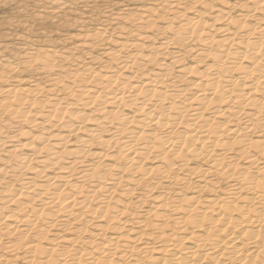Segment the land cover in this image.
Returning a JSON list of instances; mask_svg holds the SVG:
<instances>
[{
    "label": "bare ground",
    "instance_id": "1",
    "mask_svg": "<svg viewBox=\"0 0 264 264\" xmlns=\"http://www.w3.org/2000/svg\"><path fill=\"white\" fill-rule=\"evenodd\" d=\"M181 4L159 27L157 4L114 15L156 34L96 28L77 46H115L80 67L28 49L43 81L0 70V161L31 152L0 167V264H264V0Z\"/></svg>",
    "mask_w": 264,
    "mask_h": 264
},
{
    "label": "rangeland",
    "instance_id": "2",
    "mask_svg": "<svg viewBox=\"0 0 264 264\" xmlns=\"http://www.w3.org/2000/svg\"><path fill=\"white\" fill-rule=\"evenodd\" d=\"M54 1H57V0H0V70H2V68L5 65L10 64V65L15 66L18 63L19 68L17 67L16 68L17 71L15 70L16 73L13 74L14 78H15V75H17L19 78H22L24 80H28V77H29L30 79H36L39 81H43L47 78V76L43 73H39V72L35 71L34 67L36 65H34V64H31L30 66L25 65L27 67L26 68V67H24V64H22V63L20 64V62L23 61L24 55L28 49H32V48H36V49H40V48H49L50 49L51 48V49H53V48H55L56 50H61L59 52L65 51V53L67 52V53L71 54V56H72V54L74 55V57L72 56L70 58V60L67 61L69 63L66 62V64H67L66 67L69 69H70V67H74V66L80 67L79 64L80 65L83 64L84 61H85V63L89 62L88 58H90V57L92 58L93 55L100 54L107 49H111L112 46H115V45H113L112 42L107 43V44L106 43L105 44L100 43L99 45L94 47L91 52L87 51L86 48L84 49L83 48L84 46H77L80 44L79 42L82 40L83 36L86 35V33H91L96 28H99V27L106 28L105 29L106 35H111L110 39L112 41L116 40L115 39V33L117 32V29H116V31L113 30L115 28V26H117L116 24L120 25V27L125 26L124 28H131V26H132L131 29H134V30L136 29L135 32L138 34H145V35H150V36L153 34H156L155 30H152V29H150L149 32H147L146 30L142 31V29H140V28L138 30V28H136V27H139L138 26L139 24H137V22L134 21L133 18L132 19L130 18L132 16H130L127 19L125 18L124 20H122V24H120L119 21H121V19H123V18L120 17L121 19L119 20L118 18H114L115 16H121V15L126 16L129 13L135 12L138 8H140L142 6H151V7L153 6L155 8V6L157 4L158 9L155 10V12L153 13L154 16H151V17L153 19H155V15L162 14V16H163L162 20L161 19H159V21L155 20L157 23L154 24V26L157 25L159 27V25H163L166 22H168V20H166V19H169L168 17L170 16V14H172V11H170V10H172V8L169 7L171 0H168V1L165 0L166 3H165V1H163L164 2L163 3L161 0H58V1L63 2V5L57 4ZM222 1L232 2L235 0H204V1L201 0L202 3L200 5H197V6L193 5L191 0H185V1L182 0L181 9H183V8L185 9L186 7L189 8L188 6H190V4L192 3L190 9L187 12H184L185 17H183V18H186L187 16H190V15L193 16V14L197 12V10L202 11V12L204 11V9L207 10L208 8L205 7L206 4H209L211 7V9H208L209 11L208 10L206 11L207 15L209 16L213 12H215L214 8L217 10L221 7ZM160 2H161V4H160ZM184 2H186V3H184ZM205 2H206V4H205ZM185 5H187V6L185 7ZM161 6H163V8L159 9V7H161ZM203 6H204V8H203ZM181 9L176 8L177 11H181ZM235 9H233L232 17L233 16L235 17L237 15L235 13H241L239 11L240 8L239 9L235 8ZM165 13H167V14H165ZM191 13H193V14H191ZM210 18L211 17H207V16L205 17V19L206 20L208 19V21L211 20ZM126 20L128 23L130 22L128 27H127ZM179 20L180 19H177V20H174L175 22L174 21L173 22L176 23V21H177V23H179L182 21V20H180V21ZM249 20H250V18H248V21ZM133 22H135V23H133ZM132 23H133V25H132ZM114 31H115V33H114ZM164 35L169 36V34L167 32H165ZM134 38H135V35L133 33H130V35H128V37L126 39L127 40L129 39V41H130ZM83 39H85V38H83ZM149 42H151V40ZM194 45H197L196 42L193 44L192 43L191 44L185 43L182 46H180L179 49L182 52L184 50H187L190 47L193 48ZM107 47H109V48H107ZM112 48H114V47H112ZM66 49H67V51H66ZM68 49H69V51H68ZM196 49H199V48H196ZM144 50L146 51V49H144ZM70 51L71 52L73 51V53H71ZM125 51L126 50H124L120 54L123 55L124 53H126ZM127 53H129V51ZM190 55H191L190 53H188L186 55V58H185V61H183V64H188L189 62H193V59L191 58ZM76 57H79L78 58L79 60H77ZM72 58H74V60ZM101 58H102V56H100L99 60H98L100 63L97 62L94 64V66L95 65L97 66L98 64L100 65L102 61H105V58H103V59H101ZM187 59H188V61H186ZM81 60L83 61V63ZM173 69L174 70L171 71L172 73L170 75L175 74V71H176L175 69H177V68L174 67ZM44 77H46V78L44 79ZM49 77H51V76H49ZM52 77H54V76L52 75ZM184 80L185 81L182 82L183 84H184V82L187 83L189 81V78L186 77ZM9 82H7V84H12V82H10V83ZM26 83L28 84V82H25L23 84L25 85ZM64 83L65 82H63V84ZM3 84H4L3 82L2 83L0 82V85H1L0 87H3L4 86ZM63 94H64V91L59 92V95H63ZM94 115L96 116V113L93 115H90V117L93 116L95 118ZM17 128L15 126L5 125L4 134H11ZM59 128L60 127H58V128L56 127L55 130L57 132H59V131L63 132L62 131L63 129L62 128L59 129ZM10 129L11 130L13 129L12 132ZM55 130H51V133H56ZM8 131H10V132H8ZM80 132H82V131H80ZM76 134H74L73 137L71 136L72 138L70 137L71 140L69 139V143H67L66 146H68L70 143H73L72 141H74V140L76 141V138L81 135V133L80 134L76 133ZM101 135L104 136V138H107L108 134L105 130V132H103V131L101 132ZM75 141H74V143H76ZM45 147H49V144ZM45 147H44V149H45ZM6 148H7V145H5V147L1 148L3 150L0 149V159L1 158L6 159V156L8 155L7 153L4 152ZM28 151H29L28 149H23L22 151L19 150L17 155L13 156L14 158L12 156H10L11 158L9 157V159H7L6 161H2L3 163H1V161H0V163H1L0 167L5 168L6 166L7 167L14 166V164H16L18 161V156L24 155V153H25V155L31 154V152H28ZM41 151L39 152V154L36 155L37 157L40 154H41L40 157H44V155L46 154V151H44V150H41ZM16 156H17V158H15ZM36 156H35V159L32 158V161L30 162V165H31L30 167L35 166L36 159H37ZM11 160H12V162H11ZM8 173H10V174H7L5 179L8 178V180H11V179H13V176L11 174H13V173L15 174L16 172L12 173V171H9ZM25 174L26 173L19 174L17 179H13L14 180V181H12L13 182V184H12L13 189H17V188L19 189L20 188L22 180L25 179L24 178ZM123 176L127 177L128 175L124 174ZM5 181L7 182V179ZM40 181H41V178L36 179L37 183H39ZM123 181H124V179L122 180V182H121L122 184L119 185V187H121L123 185ZM141 190H142V186L141 187L139 186L137 188L136 192L134 193L133 197L136 196L137 195L136 193H138V191H141ZM64 191H66V189ZM133 197H131V198H133Z\"/></svg>",
    "mask_w": 264,
    "mask_h": 264
}]
</instances>
